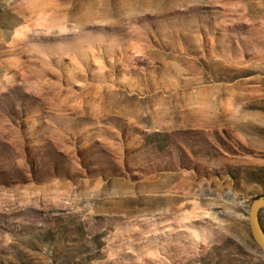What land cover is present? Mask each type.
Masks as SVG:
<instances>
[{"label": "rangeland", "instance_id": "1", "mask_svg": "<svg viewBox=\"0 0 264 264\" xmlns=\"http://www.w3.org/2000/svg\"><path fill=\"white\" fill-rule=\"evenodd\" d=\"M148 1L0 0V264H264V0Z\"/></svg>", "mask_w": 264, "mask_h": 264}, {"label": "bare ground", "instance_id": "2", "mask_svg": "<svg viewBox=\"0 0 264 264\" xmlns=\"http://www.w3.org/2000/svg\"><path fill=\"white\" fill-rule=\"evenodd\" d=\"M108 2V1H107ZM94 3L90 8L87 10H90V13H92L96 18L103 17L104 15H107V13H104L105 10H110L111 15H120L123 16L121 19H124L125 17L131 18L133 14L127 13L126 11L129 9H138L141 4V0H110V4L108 3ZM121 4V6H120ZM153 1L149 0L145 3V6L150 9L152 7ZM48 5H44V7H47ZM82 53H87L88 49L83 48L80 50ZM6 132V131H5ZM7 133L11 134L12 131L10 128H8ZM62 193L58 192V197H60ZM57 197V198H58ZM33 198V197H31ZM60 199V198H59Z\"/></svg>", "mask_w": 264, "mask_h": 264}]
</instances>
